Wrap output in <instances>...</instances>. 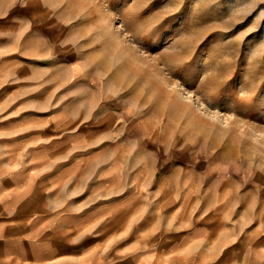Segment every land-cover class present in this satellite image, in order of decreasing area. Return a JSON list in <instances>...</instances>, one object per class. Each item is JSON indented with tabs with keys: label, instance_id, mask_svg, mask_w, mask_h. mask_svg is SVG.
Masks as SVG:
<instances>
[{
	"label": "rangeland",
	"instance_id": "1",
	"mask_svg": "<svg viewBox=\"0 0 264 264\" xmlns=\"http://www.w3.org/2000/svg\"><path fill=\"white\" fill-rule=\"evenodd\" d=\"M49 3L46 56L0 88L23 148L0 160L129 209L215 216L264 261V0Z\"/></svg>",
	"mask_w": 264,
	"mask_h": 264
},
{
	"label": "crops",
	"instance_id": "2",
	"mask_svg": "<svg viewBox=\"0 0 264 264\" xmlns=\"http://www.w3.org/2000/svg\"><path fill=\"white\" fill-rule=\"evenodd\" d=\"M50 1L0 0V88L23 82L31 62L46 56V29L62 22ZM30 25L42 36L32 38ZM6 99L0 97V154L20 153V141L8 139L21 135ZM35 169L0 160V264H264L241 257L238 236L215 216L202 222L185 205L169 203L129 209Z\"/></svg>",
	"mask_w": 264,
	"mask_h": 264
}]
</instances>
